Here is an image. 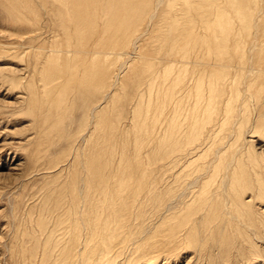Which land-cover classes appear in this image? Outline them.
I'll list each match as a JSON object with an SVG mask.
<instances>
[{
	"label": "bare ground",
	"instance_id": "obj_1",
	"mask_svg": "<svg viewBox=\"0 0 264 264\" xmlns=\"http://www.w3.org/2000/svg\"><path fill=\"white\" fill-rule=\"evenodd\" d=\"M60 1H62V0H60ZM64 1H67V0H64ZM91 1L92 0H81L80 2L85 3L87 5L86 9L88 10V9L92 8ZM186 1L187 0H184L185 4H187V2H189V0L187 2ZM216 1L217 0H197V7L195 8V10H198V11H196L195 14L192 13L193 15L190 13L189 16H187L188 18L186 20H188V23L183 28L184 33L180 36H178L176 34L177 35V36L175 35L176 38L173 39L179 47L177 48V47H175L176 44L174 45V44L170 43V46L174 45L173 47L176 48L175 51L171 52L170 50H168L169 53L166 51L163 52V51H161L163 46H161L162 48L160 50H158L157 57L151 56V55L148 56V55H146L147 53L146 54H145V52L141 53V51H140V53H136V52L134 53L133 52L134 55H132V56H134V57L137 56L139 58V60H141V63L145 64L144 65V72L141 75L140 80H139L137 93H135V95L133 96V100L135 99V102H136L135 103L136 105L135 104L134 105H135V107L138 108V110L136 112L131 110L132 114H130L131 115L130 118H132V122H133L132 124L134 127L133 128L134 133H135V142H134V144H131V145H133L132 148L134 151L132 153H130V149H129V155H127L128 157L126 155L124 156V158L121 162V165H122V169L120 168L121 172L115 171L112 173L113 170L111 169L112 170V171H110L111 174L109 172H106V170L109 167L108 163L110 161H112L113 157L111 158L110 155L108 157H106L105 154L102 153V155L98 161H94V160L89 158L88 167H86L85 171H84L86 174H88V177L85 174L87 181H86V179L85 180L80 179V182L76 181V186H77V183L81 184L75 189L76 194L78 196L75 195V197H73V198L71 197L72 200L69 199L71 202H67V203H64L63 201L60 202V200L62 198V192L63 191L71 192L72 185H71V189H69V188H66V186H67V184H66L64 186V188H57L55 194H53V199H51V200L49 199L50 201H48V209H49L48 215H50L53 223H55V228L52 229V227L54 226V225L51 226L52 221L49 223V225H47V226L45 225L44 228H46V231H44V236L42 235L44 237L43 243L45 242V243L52 244L51 243V237H50V235L52 236V234H51L52 230L57 231V229H58L57 226L61 223L65 225V228L62 226L60 228V230L62 229L63 230L62 233L64 235L68 236L69 242L67 241L66 236H63V237L61 236L64 239V243L66 244V245L64 244V246H66V248L61 249V251H63V250L68 251V252H66L67 254L65 252H63V253H65L66 256H68V258H65V255H64V257L62 254L60 255V250H58L59 251L58 254L63 257V263H61V264H153V263L158 262L157 260H158L159 256H161V259H162V256L169 257L170 252L173 254H176L177 256L183 255V257L186 260V257H187L186 249H190V248L197 249L199 246L198 244H199L200 240L202 238H204L202 232L206 231V230H201L202 226L197 225V222L195 221L196 215L199 213L200 214L202 213V218H201L202 221L201 222L198 221V222L202 223L203 226H206V229H208L210 227L212 228L213 222H215V220H217L218 216L220 215L219 209L222 207V205L224 206V211L226 212V214L229 213L228 210L230 207L232 208V210L230 209V211H231L230 213H234L236 216H238L239 214H245L246 216L242 215V217H245V221H247L249 223V225H251V224L253 225L257 221V219L260 220L261 222H264V217L261 218L257 214H255V216H253L252 218H249V210L251 211V209L242 203L243 202L242 196L244 195L243 191L246 189V188H244V184L248 180L249 187H252V185H253V183L249 177V171L253 170L254 173H259V174L264 173V167H263V165H264V154H258L259 151H257L258 153H256V150L249 144L250 142L248 141L249 133H251V132L258 133L257 129H260V125L262 126V124L256 125L255 122L249 123V120L251 117L250 115H252V113L255 112V110L254 111L252 110L253 105L256 104V101H254L256 98L255 97L256 94L254 95L255 89L253 87L258 82L259 77L264 75L263 74L264 69L263 70L259 69L257 67V65L254 64L255 59L253 56L251 57V55H250V57H247V59H246L245 55L243 56V54H240L241 55L240 58L238 60H234L232 54L230 53L231 49L229 50V48H227V45H226V43H228V41H229L228 40L229 37L232 34L230 36H228V35H229V33H231V31L234 29V27L239 26L240 31L245 30L248 33L250 32V30L253 28L254 22H256L254 17L253 18H252V16L250 17V14H251V12L253 14V10L257 8V7H254V4L257 6L258 3L256 4V1L254 3V0H253L254 4H252V6H251V3L247 4L243 0H229V3L232 7V10L231 11L226 10V13H228V14H226L225 12H222V11H219L218 13H214L213 8L215 9V7H216V5H215L217 3ZM99 2H100V0H99ZM101 2H102V0H101ZM107 2H109V0ZM114 2H117V0L116 1L114 0ZM121 2H123V1H121ZM133 2H134L133 0H124V5L123 4L122 5H123V7L127 8L128 5L130 3L133 4ZM160 2H162V0L157 1L155 3V5H154L155 8L158 6V4ZM105 3H106V1H105ZM135 3H137V2H135ZM116 4L118 5V3H116ZM116 4H114V6ZM138 4L141 7L147 6L148 0H138ZM96 5H97V3H96ZM130 5H129V7H130ZM81 6H83V5H81ZM99 6H100V3H99ZM103 6H105V5L103 4ZM134 6H135V4H134ZM185 6H187V5H185ZM105 7H104V9L106 10ZM129 7H128V9H130ZM159 7H161L160 4H159ZM159 7H157V8H159ZM170 7L172 8V4ZM187 7H189V6H187ZM152 8H153V6H152ZM134 9H135V7H134ZM149 9H151V6ZM79 10H83V9H79ZM91 10H93V9H91ZM156 10H155L154 14L152 13L149 17V19H150L149 22L151 24H152L153 17L156 14H158L156 12ZM167 10L169 12V9H167ZM191 10L189 9L188 11H191ZM110 11H111V13L108 15L113 16L115 19H121V16L123 15V13L120 11H123V10L119 11L116 9H113V10L110 9ZM110 11H108V12H110ZM152 11H154V9ZM152 11L150 10V12H152ZM89 12L91 13V11H89ZM191 12H193V11H191ZM232 12L235 15L234 19L232 17L233 16ZM90 13H88V15ZM127 13H128V11H127ZM127 13H126V15H127ZM129 13H131V12H129ZM143 13H144V10L138 16H135V14H134L133 20L131 21V27L128 28V31L125 34H122V35H121V33H119L120 35L117 34L119 32V28H117L118 32L116 34H113V36L119 35L120 44H121V42L125 44L128 40L126 46H128V44L131 42L133 44L134 49H135L133 51L138 50V52L141 49V48L139 49L140 45L138 44L140 42L139 38L141 39L142 36L139 37V35H138L139 32H137V30H139V26H137V25L139 24L138 21L141 22V18L143 17ZM148 13H149V10H148ZM181 13H183V12H181ZM70 14L68 17L72 16ZM103 14H102L103 16H106L105 13H103ZM106 14H107V12H106ZM166 14L164 13L162 15L166 16ZM185 14H187V12ZM213 14L215 15V18L213 16ZM124 15H125V13H124ZM162 15L160 17L161 19H163L165 17ZM170 15L172 16V14H170ZM75 16H76V12H75ZM159 16H160V14H159ZM72 19H73V17H72ZM99 19H100V15H99ZM167 19L169 20L168 16H167ZM107 20L109 21L108 18H107ZM143 20H147V19H143ZM112 21H113V19H112ZM165 22L166 23H164V24L161 23V24H163L162 25L163 28L167 27L166 25H168L170 23L168 21H165ZM105 23H106V21H105ZM147 23H148V21H147ZM175 23L179 24V22H177V21ZM151 24H149V25H151ZM156 24L155 23L153 24V25H155L154 27H156ZM158 24H159V22H158ZM259 24H261V23H259ZM105 25H107V24H105ZM261 25L258 27H263ZM172 27H174L173 21H172L171 28ZM132 28H135L134 30H136V28H138L132 36H134V35H138V36H136V37L131 36L132 33L129 31H131ZM147 28H150V26L149 27L147 26ZM151 28H152V26H151ZM158 28H160V27H158ZM181 28H182V26H181ZM196 28H197V30H196ZM117 29H116V31H117ZM162 29H160V30H162ZM134 30H133V32H134ZM205 30L210 31L212 33V37L215 39V40H212V45H213V52L212 53H214L215 56H213V57H216V59H218L217 60L218 62L213 61L210 63L209 61L207 62V61H204L202 59L201 60L199 59V54L202 53V51L204 50L203 48L201 49V43L200 42L204 38L202 35H203V33H205ZM99 31L100 30H98V33H100ZM162 31H160V33ZM234 31H235V29H234ZM259 31H260V29H259ZM154 32H155V30L151 34L153 35L156 33V32L155 33ZM175 32L177 33V31H175ZM96 33H95V35H96ZM136 33H138V34H136ZM195 33H201L200 39L202 37L203 38L201 40L198 39L196 41H193L192 38L195 37ZM151 34H149L148 36L145 35L146 36L145 39L150 37V36L154 37ZM159 34L157 35L158 37H159ZM242 34H240V37ZM141 35H142V33H141ZM163 35L165 36L164 40L167 41V43H168V40L170 39L169 36L167 34H163ZM128 36H131L133 39L131 37H128ZM249 36H251V35H248L246 37H249ZM116 37H118V36H116ZM205 37H206V35H205ZM207 37H206V39H207ZM258 37L256 39H258ZM260 37H261V34H260ZM104 38H105V36H104ZM85 39L86 38H84V40ZM98 39H96V40H98ZM119 39L117 40V42H119ZM145 39H143V40H145ZM159 39H160V37H159ZM159 39L157 38L156 41L157 40L160 41ZM180 39L185 40V43L183 44L184 46L179 45ZM243 39H241V40H243ZM132 40H133V42H132ZM88 41H89V39H88ZM110 41L108 40V43ZM112 41L110 42V45L113 44ZM165 41H163L162 43H165ZM170 41H171V39H170ZM98 42H95L92 45L94 46L96 43L98 44ZM142 42L143 41H141V43ZM154 42H155V40H154ZM182 42H180V43H182ZM262 42H264V41H262ZM91 43H92V41H91ZM102 43H104V41ZM106 43H107V41H106ZM162 43H160V44H162ZM199 43H200V45H199ZM238 43H239L238 41L234 43V50L235 51H239L241 49V46H239ZM243 43H245V42H243ZM246 43H248V42H246ZM77 44L78 45H76V43H75L74 46H78V49L76 50L78 53H76L74 55H73V53H75V52H73V45L72 44H68V47H72L71 50H69V49L68 50H62V51L66 52V56L63 55L62 52L58 49V53L61 56L59 55L58 57H55L56 62H54V63L51 62L52 64H50V66H48V70H49L50 74L49 75L47 74L44 76V81L49 80V79L53 80V78L55 79L57 77H60L62 74H64L66 72V69L69 68V67L66 68V65L68 62H71V58H73L72 62L77 61L76 65L73 63L75 66V71L73 70V73H70L69 72L70 70H69L67 73H70L71 76H73V75L77 76L79 78L78 80H79L80 84H86L83 87V89L85 88L84 93L88 92L87 96L89 94V97L91 98V100H93V102L99 101V96H100L99 93L102 92V90L104 91L105 88H106V90H109V91H105L104 94L102 95L101 100L99 102H96V104L93 105L92 109L94 108L96 114H94L93 121L90 119H89V121L94 122L95 125L98 127L100 126L102 128V130L104 129L103 130L104 136H102V138L105 137L106 139H108L109 137H112V135H113V138H115V137H117L116 136L117 134H115L116 133L115 131L118 130V125L121 121H123L122 120L123 118L120 115V118H122L120 121V118L118 116L117 117L119 118V120H115L113 116H106L107 119L104 120V125H105V127H104L103 122H102L103 120L101 118H102L104 110L109 105L104 106L103 104H105L106 100L108 101L110 98L114 99V102H116V100H118L119 94L121 93L120 91H122V90H120L119 91L120 93L118 94V92L115 90L116 88L114 89L115 85L112 86V82H110V78L113 77V75H112L113 66L118 62V60L121 57L128 54V53H125V51L129 50L130 48H128L127 50L125 49L123 51H117L116 50L117 52H114L112 54L110 51V55H113V54L115 55V57L114 58L111 57V59L109 57V54L107 56H104V58H102V59H97L96 55L95 56L93 55L94 57L91 59L90 58L91 54H90L89 58L91 59L92 62H89L88 64L86 63L87 65L82 66V68L85 66H88V68H85L87 70H85L83 75L81 73V76H80V71H82L83 69L80 70L79 72L77 71V68L80 69L79 64L81 63V61L78 59L82 55L80 53L81 52L84 53V51H82V50L78 51V50L82 47L84 48L85 43L83 41H80ZM97 44H96V46H97ZM114 44H116V43H114ZM124 44H121L119 47H121ZM110 45L109 46L107 45V47H110ZM205 45H207V44H205ZM256 45H257V43H256ZM262 45H264V43H262ZM93 46H91L92 47L91 49H93ZM99 47L102 48L101 46H99ZM116 47L118 48V46H116ZM166 47H167V45L165 46V48ZM248 47H247V50H248ZM85 48H87V47H85ZM106 48L105 47L103 48L104 51ZM112 48L108 49V51L109 50H115ZM146 48H145V50H146ZM0 49H5V46H1ZM119 49H121V48H119ZM152 49H153V47H152ZM87 50H88V48H87ZM97 50H99V49H97ZM142 50H144V49H142ZM153 50H155V49H153ZM156 50H157V48H156ZM210 50L211 49L209 48V52H211ZM54 51H55V49H54ZM94 51H96V50H94ZM242 51H243V49H242ZM47 52H49V51H47ZM206 52H207V50L205 51V53ZM239 52H238V55H239ZM97 53H99V52H97ZM191 53L193 54V56H196V58H198V60H195V61L187 60V59H189L187 57L191 56L190 55ZM92 54H93V52H92ZM120 54H121V57H120ZM174 54H179V55H181V57L177 58V57L173 56ZM247 54H249V53H247ZM104 55H106V54H104ZM263 55H264V52H263ZM132 56H128L126 59V62L125 63L123 62V64H121L122 66H120V70H119L120 73L117 72L118 74H116V76H115L116 70H114L115 73H113V74H114L115 78L117 79V83L120 82V81H118V79L120 78L119 77L120 74L124 70H126L127 67H128L127 70H129L130 69L129 65H131V63L135 61L134 57H132ZM200 56H201V54H200ZM40 57H45V55L40 56ZM213 57H212V59H213ZM192 58H194V57H192ZM44 60L42 59L41 61H44ZM50 61H51V59H50ZM235 62H237V64ZM36 65H38V64H36ZM208 66L212 67L211 68L212 70L210 69L211 72H208ZM37 67L39 68V66H37ZM43 67H44V65H43ZM35 68H36V66H35ZM36 69H34L35 72L37 71ZM71 70H72V67H71ZM229 71H233L234 76L232 75V80L229 83H227L228 85H226L225 81H229L227 79V74ZM41 72H43V71H41ZM125 72H123V74ZM18 73H19V71H18ZM40 74L41 73H39V75ZM70 74H68L69 77H70ZM231 74H232V72H231ZM238 74L239 75L242 74L241 75L242 79H243V75H244L243 80L247 86V89L251 90V88H253V92L251 91L250 94L247 96V98L244 97L245 98L244 100L242 98L243 101H241L240 103H239V100H241L240 97H242V96L240 95V92L236 88L237 87L236 83L238 80L237 79ZM224 75L226 76L227 80H225L223 83V76ZM123 76H121V77H123ZM66 77L67 76L65 73L64 78H66ZM57 79H59V78H57ZM71 79H72V77H71ZM40 80H41V76H40ZM50 80L47 83H49ZM56 80H55V82H56ZM239 80H241V79H239ZM16 81H19V80H16ZM66 81H68V80H66ZM69 82H70V80H69ZM61 83H65V82L61 81ZM66 83H68V82H66ZM70 83H72V80ZM70 83H69V85H72ZM38 84H40V83H38ZM44 85H45V83H44ZM46 85H48V84H46ZM122 85L124 88V83ZM50 86L46 87L45 92L47 91V88L49 89ZM107 86L110 88H107ZM27 87H28V85H27ZM43 87H42V89H43ZM76 87H77V85H76ZM38 88H39L38 90L41 92L42 91L40 89L41 87L39 86ZM74 88H75V86H74ZM262 88H264V83L260 84V87L257 88V91L260 94H261L260 91ZM79 89H81V88H79ZM191 90H195V92H193ZM62 91H63V89H62ZM123 91H125V89H123ZM262 91L264 92V90H262ZM52 92L53 91H51L50 93H52ZM263 92H262V94H263ZM63 93H64V91H63ZM73 93H74V91H73ZM75 93H76V91H75ZM59 94L61 96L62 92H60ZM65 94L66 93H64V95ZM121 95L122 94H120V98H121ZM66 96H67V94H66ZM87 96H86V98H87ZM58 97H59V95H58ZM62 97L64 98L63 95H62ZM31 98H32V96H31ZM262 98H263V96H262ZM256 100H257V98H256ZM120 101L122 102L123 100L120 99ZM60 102H61V100H60ZM60 102H58V103H60ZM117 102L120 103L119 101H117ZM37 103H39V102H37ZM86 103L84 102V105ZM40 104H39V106H40ZM108 104H111V101ZM112 105H114V104H112ZM70 106H72V105H70ZM259 106H261V105H259ZM30 109H27V111L28 110L31 111ZM32 110H34V108H32ZM112 110H110V111H112ZM114 110H115V108H114ZM234 111H236L237 114H239V118L237 119V122L235 121L236 124L234 126H232L231 125L232 120L230 118L234 114ZM33 112H35V111H33ZM39 113H40V111H39ZM116 113L117 112H115V114ZM255 113H257V112H255ZM37 115H38V112H37ZM48 115H49V113L47 114V116ZM108 115H110V113ZM135 115H137V117H134ZM34 117H35V115H34ZM88 117H90V116L88 115ZM84 119L86 121L85 117H84ZM103 119H104V117H103ZM129 121H131V120H129ZM233 122H234V120H233ZM63 124H65V123L63 122ZM84 125H86V124H84ZM88 125H91V124H88ZM124 125L125 124H123V126ZM62 127H60V128L62 129ZM82 128H83V124H82ZM87 128L86 129L84 128V129L87 130ZM89 128H90V126H89ZM124 128H126V126ZM85 130L83 131L84 133H85ZM90 130H92V129H90ZM102 130L100 131L98 128L96 131L103 132ZM128 130L130 131V128ZM156 131L159 132V135L157 137L158 138L157 141L156 142L154 141V143H156V144L154 146H152L153 147L152 150H150V149L147 150L148 146L150 147V145L152 144V142H150V141L155 136H157L155 134V136L153 135L151 138L149 136V134H152L154 132L157 133ZM117 132H119V130ZM123 132H124V130H123ZM121 133H122V130H121ZM61 134H63V133L61 132ZM64 134H67V133L64 132ZM90 134L93 137V134H94L93 130ZM99 134H101V133H99ZM114 134H115V136H114ZM124 134L125 133H123V135ZM131 135H130V137H132V139H133V136H131ZM127 136H128V138H125V139H129L128 134H127ZM147 136H149L151 138L150 141L147 140L148 142L151 143L150 145H149V143L148 144L146 143ZM262 136H263V134H262ZM66 137L67 136H64L65 139H66ZM86 137H87V135H86ZM123 137L121 136V138H123ZM202 137H203L202 142L200 141V143H198V141ZM78 138H80V137H78ZM94 138H96V137H94ZM210 138H212V143H211V145L208 146L207 142H208V139H210ZM250 138H252V137H250ZM68 139H70V138H68ZM261 139H263V138H261ZM154 140H155V138H154ZM259 140L260 139H258V141ZM89 141H90V139H89ZM237 141H240L241 148L239 147L240 149H239V151H237V153H232L231 148L233 147V145ZM124 142H125V140H124ZM127 142H128V140H127ZM114 143H116V142H114ZM124 144L126 145V143H124ZM203 144L207 145V147L202 148V149H200V151H198L197 147L200 148ZM214 144H216V145L214 147H212ZM263 144L264 143H262V146L264 147ZM72 145H74V144H72ZM119 146H120V144H119ZM191 146H193V147H191ZM217 146H218V148L216 149ZM121 147L125 148L126 146L124 147V145L122 144ZM248 147H250V149ZM72 149L73 148H71L70 150H72ZM118 149H120V148H118ZM212 149L214 150L212 158L216 157V163L215 164L212 163L213 164L212 166L210 164L211 167H209L207 165L208 169L205 170L206 169L205 168L203 171V167L200 165V163H202V161L206 160L208 157L210 158V154H211ZM70 150H68V151H70ZM122 150H124V149H122ZM108 151L109 150H107V152ZM195 151H198V152L194 153ZM118 152H120V150ZM127 152L128 151H126V153ZM107 154H109V152ZM66 155H67V153H66ZM69 155H70V153H69ZM83 155H84V153H83ZM118 157H120V156H118ZM183 157L185 158L184 161L179 164L180 159ZM98 158L99 157H97V159ZM194 160H199V162H198L199 165L195 164L196 165L195 170L198 171L197 173L200 172V174L196 176V180L194 179V181L192 183L191 182H188V184L185 183L187 185H186V187H184V189L186 188L187 192L185 193V196H183L184 200L182 202L178 201L183 207H185V209H183L185 212L180 214L181 211H178L179 209L177 210L175 208V206H176L175 204H176L177 200H175L174 198L171 200L172 197L169 196L172 194V192H174L173 191L174 188L173 189H166L165 188V190H163L162 192L158 191L159 193H157V190L155 188V185L158 184V183H156L157 181L154 182L155 183V185H154L153 181H151V180H153V178L148 177V176H150L154 171H156L155 172L156 175H157V173L159 174L160 168L162 166L166 167V169H170V168H167V165H170V164H171V167H173V168L175 166L180 165V167L182 166L185 169L187 167L192 166L196 162ZM118 161H119V158H118ZM213 161H214V159H213ZM56 162H58V161H56ZM66 163H71L70 168L73 166V164H72L73 161L72 162H66ZM66 163H64V164H66ZM80 164H82V163H80ZM109 165H111V164L109 163ZM76 166H77V164H76ZM67 168H68V166H67ZM191 168H193V167H191ZM245 168H247L246 174L244 173V170H243ZM162 169H164V168H162ZM184 169H182V171H184ZM248 169H249V171H248ZM180 170L177 171V173L180 172ZM195 170H194V172H196ZM209 171H211L210 176L208 177V179L204 180L206 173ZM51 173L52 172H50L49 174H51ZM69 173H71V172H69ZM78 173H79V168H78ZM80 173H79V176H80ZM167 174L170 175L169 173H167ZM178 174H176V176ZM182 174H185V172ZM54 175H55V173H54ZM69 175L70 174H68V176ZM71 175H72V173H71ZM154 175L155 174H152L151 176H154ZM191 175L195 176L196 174L195 175L191 174ZM105 177L109 178L110 181H108V183H107V180L105 179ZM177 177H175V180ZM69 178H71V176H69ZM78 178H80V177H78ZM181 178H183V177H181ZM187 179H191V178H187ZM63 180H64V178H63ZM76 180H77V178H76ZM183 180L184 179H182V181ZM167 181H168V179H167ZM185 181H186V179H185ZM189 181H191V180H189ZM259 181H260V185H257L258 186V195L257 196L259 197L258 199H261L262 201H264V178H258V182ZM62 182L63 181L61 180V183ZM178 185H180V183ZM178 185H177V187H178ZM76 186L74 185V187H76ZM171 186H174V185L172 184ZM49 189H50V187H49ZM182 189H183V187H182ZM176 190H177V188L175 189V192H176ZM51 191H50V194H51ZM178 191H177V194L176 193H173V194H175L176 196L178 195V197H180L179 195H181L180 194L181 192L178 193ZM183 193H184V191H183ZM68 194H70V193H68ZM250 195H252V194L250 193ZM69 197H70V195H69ZM69 197L67 196V198H69ZM168 197H170V201H166V203H164V200L167 199ZM56 198H59V201L55 200ZM248 200H250V199H248ZM163 204H164V206H163ZM241 204H243L242 207H241ZM45 205H47V204L45 203ZM69 206H70V213H69L70 218L67 219V217H69V216H66V214L68 213L67 208ZM149 206H151V208H152V206L154 207V209L151 212H154V214H157L156 217H158L159 220H157L156 223L157 222L158 223L156 225L154 224V226H152L150 224L152 222L150 219V222L147 224H150L152 227L149 226L148 231L145 233V231H144V229L146 227L145 226L143 229L144 234L142 233V235L136 236L135 235L136 233L135 234L133 233V230L137 227V226L135 227L136 222L139 220V218L141 216H143V214H145V213H143V211L145 210V208H147ZM162 207H163V210H162V213H160ZM151 208H150V210H151ZM44 209L42 208V210H44ZM147 209H149V208H147ZM181 210H182V208H181ZM146 211H148V210H146ZM247 212H248V215L246 214ZM149 214H148V216H149ZM234 214L232 215L231 218L237 220V217L235 218ZM46 215H47V213H46ZM251 215H253L252 211H251ZM94 220L95 221L101 220V222L99 221L100 224L98 226V230H93V224H95ZM143 220L146 221V218ZM193 220L195 221V224H193ZM93 221H94V223L92 224ZM37 222H38V220H37ZM139 222L140 221H138V225H140ZM216 224L218 225L219 223H215V225ZM240 227H242V226H240ZM39 228H40V226H39ZM44 228H41V229H44ZM85 229L88 230L89 232H87V233L85 232L86 234L84 233V235H83L82 231ZM249 230H250V228H249ZM254 231H256V230H254ZM141 232H140V234H141ZM212 232L214 233V230ZM62 233H61V235H63ZM251 233H252V231H251ZM206 234H207V232H206ZM233 235H234V233H233ZM58 236H60V235H58ZM69 236H70V238H69ZM252 236H253V234H252ZM235 237H237V236L235 235ZM253 237H255V236H253ZM206 239L207 238L205 237V240ZM240 239H241V237H240ZM215 240H217V239H215ZM226 240L227 239H224L222 244L225 243ZM52 242H53V239H52ZM62 243H60V244L62 245ZM56 244H58V242ZM216 244H218V243H216ZM224 248H226V247H224ZM44 250H45V248H44ZM50 250H52V249H50ZM56 251H57V249H56ZM236 252H237V250H236ZM42 253H43V251H42ZM47 253H49V252L47 251ZM39 254H40V252H39ZM39 254H37L36 258H38ZM226 254H228V253H226ZM198 255H200L199 252H198ZM53 256H55V255L53 254ZM50 257H49V259H50ZM62 257H59V259H62ZM190 257H191V255H190ZM33 258L36 259L34 256H33ZM42 258H44V257H42ZM42 258H40V259H42ZM47 258L48 257L46 255V259ZM55 258H57V257L55 256ZM59 259H58V262H62L61 260L59 261ZM161 259H160V261H161ZM190 261L188 262L189 264L191 263ZM39 262H40V260H39ZM48 262L50 263L51 261H48ZM53 262L54 261H52L51 263H53ZM58 262L56 264H58ZM225 262H227V261L225 260L224 264H225ZM165 263H166V261H165ZM185 263L187 264V262H185ZM227 263H229V262H227Z\"/></svg>",
	"mask_w": 264,
	"mask_h": 264
},
{
	"label": "rangeland",
	"instance_id": "obj_2",
	"mask_svg": "<svg viewBox=\"0 0 264 264\" xmlns=\"http://www.w3.org/2000/svg\"><path fill=\"white\" fill-rule=\"evenodd\" d=\"M80 1L81 0H67V1H64V0H62V1H60V0H0V47L5 46V49H0V264H39V263L40 264H54V263L56 264L58 262L59 257H62L60 255L62 254L64 257L65 253L68 252L66 250L61 251V249L66 248V246H64L65 243H64V239L62 237L66 236L67 241L69 242L68 236L64 235L62 233L63 232L62 229L60 230V228L62 226L65 228V225L62 223L59 224L60 226L59 225L57 226L58 227L57 231L52 230V233H51L52 236L50 235L52 244L45 243V242L43 243L44 231H46V228H44V227H45V225L46 226L49 225V223L52 221L50 215H48V210H49L48 209V201L53 199V194H55L57 188H64V186L66 184H67L66 188L71 189V185H72V189H71V192H69V191H63L62 192V198H61L60 202H62V201L64 203L71 202L70 201V200H72L71 197L73 198V197H75V195L78 196L76 194L75 189L81 184L77 183V186H76V181L80 182V179H83V180L86 179V181H87L86 176L88 177V174H86L84 171H85V168L88 167L89 158L94 160V161H98L100 159L102 153H104L106 157H108L110 155L111 158L113 157V159H112L113 162L112 161L109 162L111 165H109V163H108L109 167L107 168L106 172H109L110 174H111L110 171H112V170H113L112 173L115 171L121 172V169H122L121 162H122L124 156L129 155V149H130V153H132L134 151L132 148L133 145H131V144H134V142H135V133H134V129H133L134 127L132 124L133 123L132 118H130V116H131L130 114H132L131 110L135 111V112L138 110V108L135 107L136 102H135V99L133 100V96L135 95V93H137L139 80H140L141 75L144 72V65H145V64L141 63V60H139V58L137 56L134 57L132 55H134L135 52L140 53V51H141V53H144V52H145V54L147 53L146 55H148V56L151 55V56L157 57L158 50H160L162 48L161 46H163V48L161 50L163 52L166 51L169 53L168 50H170L171 52L175 51L176 50L175 47L178 48L179 46L177 45V43H175V41L173 39L176 38L177 35L180 36L184 33L183 28L188 23V20H186L188 18L187 16H189L190 13L195 14L196 11H198V10H195V8L197 7V0H189V2H187L188 1L187 0L186 1L187 4H185L184 0H182V1L181 0H162V2L159 3L161 7H159V4L157 6L159 8H157V7L155 8L154 5L157 1H160V0H157V1L156 0H148V5L144 6V7L139 6L138 0H133L134 1L133 4L130 3L132 6L129 4L130 5V7H129V5H128V7L130 9H128V7L127 8L123 7L124 0H117V2H114V0L113 1L109 0V2H107L108 0H102V2H101V0H100V2H99V0H92L91 1V6H92L91 9H93V10H91V9L87 10L86 9L87 5L85 3L80 2ZM105 1H106V3H105ZM121 1H123V2H121ZM243 1L246 2L247 4L251 3V6H252V4L255 3V1H256V4L258 3L257 6L254 4V7H257L256 9H254L255 11L253 10V14L254 13L255 14L253 15L252 12L250 14V17L251 16H252V18L254 17L256 22H254L253 28L249 32L250 34L248 32H246L245 30L240 31L239 26L234 27L235 31L233 29L231 31V33H229L228 36H230L231 34L232 35L229 37V39H228L229 41H228V43H226V45H227V48H229V50L231 49L230 53L232 54L234 60H238L241 56L240 54H243V56L245 55L246 59H247V57H250V55H251V57L253 56L255 59L254 64L257 65V67L259 69L263 70L264 69V67H263L264 66V55H263L264 45H262V43H264V42H262V41H264V37H263L264 36V31H263L264 30V28H263L264 27V14H263L264 13V0H262V1L261 0H254V3H253V0H250V1L249 0H243ZM135 2H137V3H135ZM216 2H217L215 4L216 7H215V9L213 8L214 13H218L219 11L226 13V10H228V11L232 10V7L229 3V0H217ZM96 3H97V5H96ZM99 3H100V6H99ZM113 3L114 4L118 3V5L116 4L117 6L116 5L114 6ZM103 4L106 7L103 6ZM134 4H135V6H134ZM171 4H172V8L170 7ZM176 4L177 5L179 4V5L177 6ZM81 5H83V6H81ZM185 5L189 6L190 8L185 6ZM150 6H151V9H149ZM152 6H153V8H152ZM104 7L106 8V10L107 9L108 10L106 11L104 9ZM134 7H135V9H134ZM109 8L111 10H113V9H116L119 11L123 10V11H120L123 13V15L121 14L122 15L121 19H115L113 16L108 15L111 13ZM79 9H83V10H79ZM153 9H154V11H152ZM167 9H169V12ZM189 9L190 10L192 9L191 11H193V12L188 11ZM143 10H144L143 17L141 18V22L138 21L139 24L137 25V26H139V30H137L138 28H136L137 32H139V34L138 33H136V34H138L139 37L142 36L141 39L139 38L140 42L138 43L141 46V47L139 46V49L140 48L141 49L139 50V52H138V50L133 51L135 49H134L133 44L131 42L129 43L131 46L129 44H128V46H126L127 42H128L127 39H126L127 42L125 44L121 42V44H124V45L119 47L121 45L120 39H119V35H120L119 33H121V35L125 34L128 31V28L131 27V21L133 20L134 14H135V16H138ZM148 10H149V13H148ZM150 10L152 12H150ZM155 10L158 14H156L154 16L155 18L153 17L154 21L152 20V24H151L149 22L150 21L149 17L152 13L154 14ZM89 11H91V13ZM105 11L107 12V14ZM108 11H110V12H108ZM127 11H128V13H127ZM75 12H76V16H75ZM129 12H131V13H129ZM181 12H183V13H181ZM186 12H187V14H185ZM88 13H90V14L88 15ZM103 13H105L106 16H103L104 15ZM124 13H125V15L127 13V15L125 16ZM164 13L165 14L167 13L166 16L162 15ZM69 14L72 16L68 17ZM159 14H160V16H159ZM170 14H172V16ZM226 14H228V13H226ZM232 14H233L232 17L234 19L235 15L233 12H232ZM256 14L257 15L259 14V15L257 16ZM99 15H100V19H99ZM161 15L165 16V17L164 18L162 17L163 19H161L160 18ZM167 16H168L170 21L167 19ZM213 16L215 18L214 14H213ZM72 17H73V19H72ZM107 18L109 19V21L107 20ZM112 19H113V21H112ZM143 19H147V20H143ZM105 21H106V23H105ZM147 21L151 25H149L147 23ZM165 21H168L170 23L169 24L167 23L168 24V25H166L167 27L163 28L162 25L164 23H166ZM172 21H173V26H174V27H172L173 29L171 28ZM176 21L179 22V24L175 23ZM158 22H159V24H158ZM154 23L155 24L157 23L158 25L156 24V27H154L155 26V25H153ZM161 23H163V24H161ZM259 23H261L262 25ZM105 24H107V25H105ZM260 25L263 27H258ZM147 26L148 27L150 26V28H147ZM151 26H152V28H151ZM181 26H182V28H181ZM158 27H160V28H158ZM117 28H119V32H118ZM116 29H117V31H116ZM134 29L135 28H132L131 31H129L132 33V34L130 33L131 36L136 31ZM160 29H162L163 31ZM259 29H260V31H259ZM98 30H100L99 31L100 33H98ZM133 30H134V32H133ZM154 30L156 33L154 32L155 34L152 35L151 33H153ZM196 30H197V28H196ZM160 31H162L161 32L162 34L160 33ZM175 31H177V33ZM95 33H96V35H95ZM116 33L119 34V35H116L118 37L113 36V34H116ZM141 33H142V35H141ZM148 33L154 37L150 36L151 38L148 37L145 39V37L149 35ZM158 34H159L160 39L157 36ZM163 34H167L169 36V38L171 39V41L169 39L168 43H167V41L164 40L165 36ZM200 34L201 33H195V37H193L194 39L192 38V40L196 41V40L200 39ZM240 34H242L241 37H240ZM260 34H261V37H260ZM138 35H134V36L136 37ZM205 35H206V37L208 36L207 39H206ZM248 35H251V36L246 37ZM104 36H105V38H104ZM131 36H128V37H131ZM134 36H132V37H134ZM202 36L204 37V38L202 37L204 41L202 40L203 42L202 41L200 42L201 43V49L203 48L205 51L207 50V52L205 53V51L203 50L204 52L202 51V53H200L201 56L199 54V59L200 60L202 59V60L207 61V62L209 61L210 63L213 61L218 62L217 61L218 59H216V57H213L215 55H214V53H212L213 52L212 40H215L212 37V33L208 30H205V33H203ZM83 37L86 38L85 39L86 41L84 40ZM257 37H258V39H256ZM157 38L160 41H158V40L156 41ZM248 38L249 39L251 38V39L249 40ZM88 39H89V41H88ZM96 39H98V40H96ZM118 39H119V42H117ZM143 39H145V40H143ZM239 39L240 40L243 39V40L240 41ZM108 40L114 41V42L112 41V43H113V44H111L112 46L110 45L111 41L108 43ZM154 40H155V42H154ZM183 40L184 39L179 40L180 46H184L183 44L185 43V40L184 41ZM80 41H83L85 43L84 48L82 47L78 50V51H81V50L84 51V53L83 52L80 53L83 56L81 55L80 58L78 59L81 61V63L79 64L80 69L77 68V71L79 72L80 70L83 69L82 70L83 72L80 71V76H81V73L83 75L85 70H87L85 68H88V66H85L83 68H82V66L87 65L89 62H92L91 59L95 55H96L97 59H102V58H104V56H107L109 54V57L111 59V57L114 58L115 55L114 54L110 55V51L112 54L114 52L123 51L125 49L127 50L128 48H130L129 50L125 51V53H128V54L124 55L125 57L124 56L121 57V54H120L121 58L113 66V70H112L113 77L110 78V82H112V86L115 85L114 89L116 88L115 90L118 92V94L121 92L120 93V94H122L121 98H120V94H119L118 100H116V102H114V99H111V98L108 100L109 102L106 100L105 104H103V105L104 106L109 105L110 107L109 106L106 107V109L103 112L102 118H101L103 120L102 121L103 126L105 127L104 120L107 119L106 116H113L115 120H119L120 115H121V117L123 119L120 118V121H121V119L123 121H121L118 125L119 132H117L118 130L115 131L116 132L115 134H117L116 136L118 138L117 137L113 138V135H112V137H109L108 139H106L105 137L102 138V136H104L103 135L104 129L102 130V128L100 126L98 127L95 125L94 122H92L94 114H96L94 108L92 109L93 105L96 104V102H99L101 100L102 95L104 94L105 91H109V90H106V88L104 91L102 90V92L99 93L100 94L99 101L93 102V100H91V98L89 97V94L87 96L88 92L84 93L85 88L83 89V87L86 84H80L79 80H78L79 78L77 76H74V75L71 76V74H70V73H73V70L75 71L74 64L76 65L77 61L72 62L73 58H71L72 63L71 62H68L69 64L67 63L66 68L67 67H69V68H67L66 72H65L66 76H67L66 78H64V76H65V73H64L60 77H57L59 79L53 78L54 81L52 79L51 80L49 79L50 80L49 83H47L49 80L44 81V76L47 74L48 75L50 74V72L48 70V66H50V64H52L51 62H53V63L56 62L55 57H58L60 55L58 53V49L62 52L63 55L66 56V52L62 51V50H68V49L71 50L72 47H68V44H72L73 45V52H75V53H73V55H74V54L78 53L76 51L78 49V46H74V45H75V43H76V45H78L77 43ZM91 41H92V43H91ZM94 41L95 42L99 41L98 44L96 43L97 46H96V44L94 46L92 45L93 43H95ZM103 41L105 44L102 43ZM106 41L108 44L106 43ZM141 41H143V42L141 43ZM163 41H165V43H162ZM237 41L239 42L238 43L239 46H241V49L239 50L240 52L234 50V43ZM132 42H133V40H132ZM180 42H182V43H180ZM243 42H245V43H243ZM246 42H248V43L250 42V43L248 44ZM114 43H116V44H114ZM160 43H162V44H160ZM170 43L174 44V45L176 44V46L175 47H173L174 45L170 46ZM200 43H199V45H200ZM256 43H257V45H256ZM106 44L108 46L110 45V47H107ZM205 44H207L208 46ZM98 45L101 46L102 48H100ZM166 45H167V47L165 48ZM247 45L248 46L250 45V46L248 47ZM91 46H93V49L96 51L91 49L92 48ZM116 46H118V48ZM85 47H87L88 50ZM95 47L96 48L98 47L97 49H99V50H97ZM104 47L105 48L107 47L105 49V51L103 49ZM152 47L155 50H153ZM247 47H248V50H247ZM53 48L55 49V51ZM111 48L115 49V50H109L108 51V49H111ZM119 48H121V49H119ZM145 48H146V50H145ZM156 48H157V50H156ZM209 48L211 49L210 50L211 52H209ZM142 49H144V50H142ZM242 49H243V51H242ZM47 51H49V52H47ZM92 52H93V54H92ZM97 52H99V53H97ZM238 52H239V55H238ZM246 52L249 54H247ZM103 53L106 55H104ZM43 54L45 55V57H40V56H44ZM90 54H91V56H90ZM190 55L191 56L187 57V58H189L187 60H190V61L198 60V58H196V56H193L192 53ZM89 56L91 59L89 58ZM128 56L134 57L135 63L132 62L131 63L132 66L129 65L130 69L127 70L128 69V67H127V69L123 71V72L126 71L125 72L126 74L125 73L123 74V72L120 74V76H119L120 80L118 79V81H120V82L117 83V79L115 78V76H116V74H118L117 72H119L120 66H122L121 64H123V62L124 63L126 62V59ZM173 56H175L177 58L181 57V55H179V54H174ZM192 57H194V58H192ZM212 57H213V59H212ZM42 59L43 60L45 59V60L41 61ZM50 59H51V61H50ZM235 63L237 64V62H235ZM36 64H38V65H36ZM43 65H44V67H43ZM35 66L37 69L35 68ZM37 66H39V68ZM71 67H72V70H71ZM209 67L210 66H208V72H211L210 69L212 67H210V68ZM34 69H36L37 71L35 72ZM114 70H116V73ZM18 71H19V73H18ZM41 71H43V72H41ZM68 71L70 73H67ZM233 71H229L227 74V79L229 81H225V80H227L226 76L225 75L223 76V83L225 81L226 85H228L227 83H229L232 80V75L234 76ZM231 72H232V74H231ZM39 73H41V74L39 75ZM113 73H115V76ZM68 74H70V77L68 76ZM241 75L238 74V78H237L238 80L236 79L237 83H238V84L236 83V86H237L236 88L238 89V91L240 92V95L242 96V97H240L241 100H239V103L241 101H243L245 98H247V96L250 94V92L251 91L253 92V88H254L256 90V91L254 90V95L256 94L255 97L257 98V100L255 98L254 101H256V104L253 105L252 110L253 111L255 110V112H257V113L252 111L253 113H252V115H250L251 117H250L249 123L255 122L256 125L262 124V126L260 125V129H257L258 133H255V132L249 133L248 141L250 142L249 144L256 150V153H258L257 151H259L258 154H264V151H263L264 147L262 146V143H264V137H263L264 136V127H263L264 126V115H263L264 114V92L262 90H264V88L261 89V91H260L261 94L257 91V88L260 87V84L264 83L263 82L264 81V75L259 77L258 82L254 85L253 88H251V90L247 89V86L243 80L244 75H243V79H242ZM40 76H41V80L43 79L42 81L40 80ZM121 76H123V77H121ZM71 77H72V79H71ZM239 79H241V80H239ZM16 80H19V81H16ZM55 80H56V82H55ZM66 80H68V81H66ZM69 80H70V82L72 80V83H70ZM61 81L62 82L64 81L65 83H61ZM66 82H68V83H66ZM38 83H40V84H38ZM44 83H45V85H44ZM69 83L72 85H69ZM123 83H124V88L122 85ZM46 84H48V85H46ZM27 85H28V87H27ZM76 85H77V87H76ZM39 86L41 87L40 88L42 90L41 92L38 90ZM47 86H50V87H49V89L47 88V91L45 92ZM74 86H75V88H74ZM42 87L44 90L42 89ZM78 87L81 88L82 90L79 89ZM107 88H110V87L107 86ZM62 89H63L64 93L67 94V96H66V94L64 95ZM123 89H125V91H123ZM48 90L50 92L51 91H53V92L50 93ZM120 90H122V91H120ZM73 91H74V93H73ZM75 91H76V93H75ZM191 91L195 92V90H191ZM60 92H62L61 96L59 94ZM262 92H263V94H262ZM58 95L60 98L58 97ZM62 95L64 96V98L66 100L62 97ZM85 95L87 96V98ZM31 96H32V98H31ZM262 96H263V98H262ZM242 98H243V100H242ZM120 99L123 101L121 102ZM60 100H61V102H60ZM110 101H111V104H108V103H110ZM117 101H119L120 103H118ZM37 102H39V103H37ZM58 102H60V103H58ZM84 102L85 103L87 102V103L84 105ZM39 104H40V106H39ZM112 104H114V105H112ZM70 105H72V106H70ZM259 105H261V106H259ZM32 108H34V110H32ZM114 108H115V110H114ZM27 109H30L31 111H29V110L27 111ZM109 109L110 110L113 109V110L110 111ZM33 111H35V112H33ZM39 111H40V113H39ZM37 112H38V115H37ZM115 112H117V113L115 114ZM46 113L47 114L49 113V115L47 116ZM109 113H110V115H108ZM34 115H35V117H34ZM88 115L90 117H88ZM84 117L86 118V121H85ZM103 117H104V119H103ZM134 117H137V115H135ZM238 118H239V114H237V112L234 111V114L230 118L232 120L231 121L232 126H234L236 124ZM89 119L92 121H89ZM129 120H131V121H129ZM233 120H234V122H233ZM63 122L65 124H63ZM82 124H83V128H82ZM84 124H86V125H84ZM88 124H91V125H88ZM123 124H125V125L123 126ZM86 126L88 128L90 126V128L88 129ZM125 126H126V128H124ZM60 127H62V129ZM84 128L85 129L87 128V130H85ZM98 128L100 131L102 130L103 132L96 131ZM129 128H130V131L128 130ZM90 129L93 130V133H94L93 137L90 134L92 132V130H90ZM84 130H85V133L83 132ZM121 130H122V133H121ZM123 130H124V132H123ZM61 132L63 134H61ZM64 132L67 133L68 135L64 134ZM156 132L157 133L154 132L152 134H149V136L151 138L153 135L155 136V134H156L157 136L154 137L155 140H154V138L151 140V138L149 136H147L146 143L147 144L149 143V145H150L151 144L150 142H152V144H153V145L151 144L150 147L148 146L147 150L148 149L152 150V148H153L152 146H154L156 144V143H154V141L155 142L157 141V139H158L157 137L159 135V132L158 131H156ZM99 133H101V134H99ZM123 133H125L126 135L125 134L123 135ZM115 134H114V136H115ZM127 134L129 135V139H125V138H128ZM262 134H263V136H262ZM86 135H87V137H86ZM130 135L133 136V139H132V137H130ZM64 136H67L66 139L64 138ZM121 136L122 137L124 136V137L121 138ZM78 137H80V138H78ZM94 137H96V138H94ZM203 137L198 141V143H200V141L202 142ZM250 137H252L253 139ZM260 137L263 139H261ZM68 138H70V139H68ZM89 139H90V141H89ZM258 139H260V140L258 141ZM124 140H125V142H124ZM127 140H128V142H127ZM147 140L148 141L151 140V141L148 142ZM114 142H116V143H114ZM124 143H126V145ZM207 143H208V146L211 145L212 138L208 139ZM72 144H74V145H72ZM119 144H120V146H119ZM122 144L124 145V147L125 146L126 147L125 148L121 147ZM216 144H214L212 147H214ZM240 145H241L240 141H237L233 145V147L231 148L232 153H237V151H239V149L241 148ZM191 147H193V146H191ZM206 147H207V145L203 144L200 148L199 147H197V148H198V151H200V149L206 148ZM71 148H73V149L70 150ZM118 148H120V149H118ZM217 148H218V146L216 147V149ZM248 148L250 149V147H248ZM106 149L109 150L108 151L109 154H107L108 152ZM122 149H124V150H122ZM68 150H70V151H68ZM119 150H120V152H118ZM126 151H128V152L126 153ZM198 151H195L194 153H197ZM213 151L214 150L212 149L211 154H210V158L208 157L209 159L207 158L206 160H203L202 163H200V165L203 167V171L205 168H206L205 170H207L208 166L211 167L213 164L216 163V157L212 158ZM68 152L70 153L71 156L69 155ZM66 153H67V155H66ZM83 153H84V155H83ZM118 156H120V157H118ZM97 157H99V158L97 159ZM118 158H119V161H118ZM184 159H185L184 157L181 158L179 161V164L182 163L184 161ZM213 159L215 162L213 161ZM56 161H58V162H56ZM72 161H73V163H72L73 166L70 168L71 163H66V162H72ZM194 161H196V162L192 166L187 167L185 169L182 166L180 167V165L175 166L174 168L171 167V164L167 165V168H170V169H166V167L162 166L160 168L159 174L157 173V175H156V173H155L156 171H154L152 173V174H155L154 176H151L152 174L150 176H148V177L153 178V180H151V181H153V183L155 181H157L156 183H158V184H156V185L158 187L154 183L155 188L157 190V193L162 192L163 190H165V188L166 189H173L174 188L173 189L174 192H172V194L173 193L177 194L178 190H179L178 193L181 192L180 193L181 195H179L180 197H178V195L176 196L175 194L169 195L170 197H172L171 200L173 198L175 200H177L176 204H175L176 205L175 208L177 210L179 209L178 211H181L180 214L185 212L183 210V209H185V207H183L179 203V202H182L184 200L183 196H185V193L187 192L186 188L184 189V187H186L188 182L192 183L194 181V179L196 180V176L200 174V172L197 173L198 171L195 170L196 165H199L198 164L199 160H194ZM64 163H66V164H64ZM80 163H82V164H80ZM76 164H77V166H76ZM210 164H211V166H210ZM67 166H68V168H67ZM191 167H193V168H191ZM263 167H264V165H263ZM78 168H79V173L81 172L80 176L78 173ZM162 168H164V169H162ZM178 169L179 170L181 169L180 172H178L179 174L177 173V171H179ZM182 169H184V171H182ZM194 170L196 172H194ZM243 170H244V173L246 174L247 168H245ZM248 171H249V169H248ZM48 172L49 173L52 172V173L49 174ZM53 172L55 173V175ZM69 172H71L72 175ZM166 172L169 173L170 175H168ZM184 172H185V174H182ZM210 172L211 171L207 172L208 174L206 173L204 180L208 179V177L210 176ZM68 174H70L69 176H71V178H69ZM85 174H86V176H85ZM176 174H178L177 175L178 177L176 176ZM191 174H193V175L196 174V175L192 176ZM78 177H80V178H78ZM175 177H177L176 180H175ZM181 177H183V178H181ZM249 177H250L253 185H252V187H249L248 180L244 184V188H246V189L243 191L244 195L242 196V198H243L242 203L245 204L247 207H249L251 209V211L253 212V215H251V211L249 210V218H252L253 216H255V214H257L261 218H263L264 217V210H263L264 209V201H262L261 199H258L259 197L257 196L258 195V186L257 185H260V181L258 182V178H264V173L263 174L254 173V171L251 170V171H249ZM63 178H64V180H63ZM76 178H77V180H76ZM187 178H191V179H187ZM105 179L107 180V183H108V181H110L108 177H105ZM167 179H168V181H167ZM182 179H184V180L182 181ZM185 179L187 182L185 181ZM61 180L63 181L62 183H61ZM189 180H191V181H189ZM179 183H180V185H178ZM185 183H187V184H185ZM172 184L174 186H171ZM74 185L76 187H74ZM177 185H178V187H177ZM49 187H50V189H49ZM182 187L184 190L182 189ZM176 188H177V190L175 192ZM50 191H51V194H50ZM183 191H184V193H183ZM68 193H70V194H68ZM250 193L252 195H250ZM69 195H70V197H69ZM67 196L69 198H67ZM170 197L165 199L164 203H166V201H170ZM248 199H250V200H248ZM55 200L59 201V198H56ZM45 203L47 205H45ZM243 204H241V207ZM163 206H164V204H163ZM42 208L43 209L45 208V209L42 210ZM147 208H149V209H147ZM147 208H145V210L143 211V213H145V214H143V216L140 217L141 219L139 218V220H138V221H140L139 222L140 225L141 224L142 225L144 224V225L143 226L138 225V221H137L135 227L137 226L138 228L134 227L135 231L133 230V233L134 234L136 233L135 234L136 236L142 235V233L144 234V231L146 233L149 229V226L152 227V226H154V224L156 225L158 223V222L156 223V221L159 220V218L156 217L157 214H154V212H151L154 209V207L152 206V208H151V206H149ZM150 208H151V210H150ZM181 208H182V210H181ZM230 209L232 210V208L230 207L228 210L229 213L227 212L228 214H226V212L224 211V206L222 205V207L219 209L220 215L218 216V219L215 220V222H213V224H212L213 227L212 228L210 227L208 229H206V226H203L202 223H199L202 221L201 220L202 213L201 214L199 213L200 215L197 214L196 215L197 220L195 219V221L197 222V225L202 226L201 230H206V231L202 232L204 238H202L200 240V242L198 244L199 245L198 248L197 249H192V248L186 249V253H187L186 254L187 255L186 260L183 257V255L179 254L180 256H177L176 254H173L170 252L169 257L162 256V259H161V256H159L158 260L156 259L159 262V263L158 262L157 263L158 264H170V263L171 264H175V263L176 264H186L185 262H187V264H189L188 262L191 260L190 264H203V263L204 264H219V263L224 264V261L226 260L229 263L225 262V264H264V258H263L264 257V232H263L264 231V229H263L264 228V225H263L264 222H261L260 220L257 219V221L253 225L252 224L249 225V223L247 221H245V217H242V215H245V214H239L238 216H236L234 213H230L231 212ZM146 210H148V211L150 210V211L148 212ZM162 210H163V207H162L160 213H162ZM67 212L68 213L66 214V216H69V217H67V219H69L70 218V214H69L70 213V206L67 208ZM46 213H47V215H46ZM148 214H149V216H148ZM233 214L235 215V218L237 217V220L231 218ZM246 214L248 215V212ZM145 218H146V221L143 220ZM150 219L152 221L150 223L152 226L150 224H147L150 222ZM37 220H38V222H37ZM94 221L92 222V224L94 223ZM99 221L101 222V220L95 221V224H93V230H98V226L100 224ZM195 221L193 220V224H195ZM215 223H219V224L215 225ZM52 225H54L52 227V229H54L55 223H53V221L51 222V226ZM39 226H40V228H39ZM240 226H242V227H240ZM144 227H145V229H144ZM41 228H44V229H41ZM249 228H250V230H249ZM143 229H144V231H143ZM85 230L82 231L83 235L85 232L86 233L89 232L88 230H86V231ZM213 230H214V233L212 232ZM254 230H256V231H254ZM139 231L140 232L142 231L141 234ZM251 231H252V233H251ZM206 232H207V234H206ZM61 233L63 235H61ZM233 233H234V235H233ZM252 234L256 238L253 237ZM58 235H60V236H58ZM235 235L237 237H235ZM205 237L207 238L206 240H205ZM240 237H241V239H240ZM69 238H70V236H69ZM52 239H53V242H52ZM215 239H217V240H215ZM224 239H227V240L225 243L222 244ZM55 242L56 243L58 242V244H56ZM60 243H62V245ZM216 243H218V244H216ZM223 246L226 248H224ZM44 248H45V250H44ZM50 249H52V250H50ZM56 249H57V251H56ZM58 250H60V255L58 254L59 253ZM236 250H237V252H236ZM42 251H43V253H42ZM47 251L49 253H47ZM39 252H40V254H39ZM63 252H65V253H63ZM198 252L200 253V255H198ZM226 253H228V254H226ZM37 254H39L38 258H36ZM53 254L57 258H55V256H53ZM46 255L48 257L47 259H46ZM190 255H191V257H190ZM33 256L36 259H34ZM42 257H44V258H42ZM49 257H50V259H49ZM63 257H62V259H59V261L61 260L62 262H58V264L63 263ZM40 258H42V259H40ZM65 258H68V256L65 255ZM160 259H161V261H160ZM39 260H40V262H39ZM48 261H51V262L54 261V262L49 263ZM165 261H166V263H165ZM157 263H153V264H157Z\"/></svg>",
	"mask_w": 264,
	"mask_h": 264
}]
</instances>
